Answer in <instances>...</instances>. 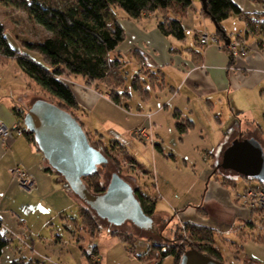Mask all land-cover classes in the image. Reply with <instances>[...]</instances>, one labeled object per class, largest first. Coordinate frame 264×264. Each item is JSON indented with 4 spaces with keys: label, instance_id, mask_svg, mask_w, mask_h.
<instances>
[{
    "label": "crops",
    "instance_id": "1",
    "mask_svg": "<svg viewBox=\"0 0 264 264\" xmlns=\"http://www.w3.org/2000/svg\"><path fill=\"white\" fill-rule=\"evenodd\" d=\"M232 2L249 18L264 14V4L249 0ZM195 3L192 0L191 8L179 18L184 31L193 32L192 45L186 43V36L182 41L163 36L157 27L158 15L132 20L117 14L115 21L124 32V41L116 52L124 65L127 57L137 74L143 63L147 69L157 72L162 86L145 87L158 93L153 100L149 89L147 100L133 92L138 102L131 103L136 108L132 111L123 103L132 99L130 93L128 97H121V104L116 105L98 83L88 85L81 76L73 82L72 92L78 105L74 115L96 138L103 140L109 136L110 142L122 146L134 165L142 160L141 155L130 151L120 140L134 136L139 127L145 128L155 138L153 147L146 150L154 182L155 193L148 195L155 202L154 216L160 213V205L165 204L173 214L171 221L212 230L213 246L223 262L222 250L230 248L239 251L242 256L235 259L242 264H261L264 262V234L255 229L253 222L257 217L243 198L248 186L238 187L235 179L232 188L222 185L212 175L214 165L208 158L218 157L237 135H245L244 130L248 128L254 131V139L264 149V49L250 36L245 39L246 55L231 61L227 52L219 47L201 46L197 36L208 31L213 35L215 27L201 13L199 0ZM237 19L242 22V31L238 34L243 36L242 18L231 16L222 22V28L231 38L238 35L228 33L234 30L230 23ZM10 62L15 61L0 65V121L9 127L20 120L17 113L23 114L26 110L19 99L24 85L16 80V75L23 79L24 75ZM66 80L72 89L71 76ZM174 113L191 123V128L183 135L176 131ZM167 138L176 145H170ZM40 155L23 136H14L5 145L0 143V219L6 229L10 230L13 222L18 230L21 224L28 225L40 212L39 204L65 213L73 202L64 189L63 180L45 171L48 167ZM192 155L203 158L198 168L189 157ZM17 167L32 177V191L21 190L14 181L12 171ZM12 216L19 220L11 219ZM258 235L260 241L256 239ZM142 247L149 246L143 244Z\"/></svg>",
    "mask_w": 264,
    "mask_h": 264
},
{
    "label": "trees",
    "instance_id": "2",
    "mask_svg": "<svg viewBox=\"0 0 264 264\" xmlns=\"http://www.w3.org/2000/svg\"><path fill=\"white\" fill-rule=\"evenodd\" d=\"M249 1L264 4V0ZM205 2L206 9L201 8V13L210 20L213 19L217 26L213 36L219 42L224 43L226 39H231L222 28V22L231 16H237L243 19L246 26L244 35L238 34L236 38L256 37L259 47L264 49V14H256L255 18H249V16L242 14L232 0H205ZM19 6L47 34L40 41L17 39L25 51L39 55L43 64L37 63L29 54L21 53L11 47L6 37L5 28L0 22V65H4L10 60L15 61L26 78L35 82L56 100V103H50L68 112L78 121L72 113L78 105L66 80L69 76L80 75L85 78L88 85L102 83L108 86L111 88L109 91L106 90L108 97L116 105L121 104V97L130 95L125 88L124 62L116 52L119 45L124 41V32L115 21L113 10L123 11L132 20L158 15L160 16L157 26L159 32L165 37H173L182 41L185 38V31L179 18L183 17L186 11L191 8L192 0H74L73 4L65 9L53 8L49 0H21ZM107 15L113 17L112 21L108 20ZM229 57L231 61L234 60L231 56ZM141 64L142 68L135 74L130 86L140 99L147 100L150 93L145 87L162 86V81L157 72H152L143 63ZM24 113H17L20 119L18 124L22 129L20 136L25 137L38 151L33 136L25 129ZM173 116L176 120L175 128L179 135H183L191 128L189 121L180 119L177 113H174ZM80 125L84 130L83 125L81 123ZM85 134L90 145L98 149L109 161L118 144L115 142L114 147L107 148L100 138L92 137L86 132ZM118 149H123V147L118 146ZM156 149L161 152L159 146H156ZM115 162L117 163L119 160ZM217 169L216 166L213 167V175H219ZM45 171L53 172L50 168H46ZM241 178L251 181L248 178ZM215 179L226 187L234 186L233 178L215 176ZM82 182L91 194L100 195L105 190L100 182L98 172L83 177ZM227 182H233V184ZM256 186L264 191L262 184L257 182ZM256 186L247 188H256ZM135 193L144 214L153 218L154 200L147 194L141 193L140 189H136ZM251 211L255 212L254 209ZM80 218L83 228L88 231L91 237H95L96 232H98V224L90 211L81 209ZM183 227L184 236L180 234L173 241L162 243L149 239L152 245L147 254L149 255L152 251L157 252L155 264H163L167 258L171 259V264H179L182 254L187 251L186 242L195 244V247L190 248H195L224 264L219 251L213 246L212 230L191 224H184ZM2 228L0 219V258L10 243L7 235L2 232ZM256 239L260 241L261 236H257ZM97 254V247L92 250L90 256L85 254L89 264H100L92 260V257H96ZM10 264L31 263L24 259H13Z\"/></svg>",
    "mask_w": 264,
    "mask_h": 264
},
{
    "label": "rangeland",
    "instance_id": "3",
    "mask_svg": "<svg viewBox=\"0 0 264 264\" xmlns=\"http://www.w3.org/2000/svg\"><path fill=\"white\" fill-rule=\"evenodd\" d=\"M49 1L52 7L56 9H65L74 2V0ZM194 2L198 4V0H194ZM20 3L21 0H0V22L5 28L6 37L11 47L21 53L29 54V56L37 63L43 64L39 55L25 51L17 40L19 38L28 41H40L47 35L46 32L40 26L36 25V23L23 11L19 6ZM113 13L115 16L117 14L125 15L124 12L119 9L113 10ZM107 17L109 21H112L113 17L111 15H107ZM230 25L234 30L228 33L236 35L238 32L242 31V22L238 19L230 23ZM208 32L210 33V31ZM227 35L230 36L231 34ZM185 36L186 43L192 45L194 39L193 32L187 31L185 32ZM124 61L125 65L123 67V72L126 77L125 88L128 93L131 94L132 99L126 102L124 100L123 103L128 104L133 111L136 110V108H133L131 103L138 101L130 84L137 69L127 57H125ZM10 64L17 71L18 66L16 63L10 62ZM16 78L17 81L24 85V90L20 91L19 99L21 101L20 105L26 108L25 113L39 101L56 103V100L43 91L35 82L29 80L25 76L23 79V77L21 78L16 75ZM75 78H81V76H71V86L73 91V82ZM24 82L26 83V86ZM97 85L102 88L103 93H105V90H111V88L102 83H98ZM148 89L151 91V98L153 100L154 96L158 93L155 94L151 88ZM72 113L74 115L75 110H73ZM246 127L247 126H245V128ZM84 131L94 137L92 132L85 129ZM244 131L245 135H237V138L233 141H244L255 138V133L250 128ZM109 139V136H105L103 140L101 139L103 145L107 148L114 147L115 144L110 142ZM152 140L153 142L155 141L154 136L152 137ZM167 141L172 146L176 145L171 138H167ZM233 141H231V143ZM153 142L152 144L143 143V141L136 137L135 134L128 138H122L120 143H124L123 145H127L130 151H133L134 153L137 152L141 155L142 160L140 161L142 162L138 161L137 165H134L132 161L128 160L129 155L127 156V152H124L123 149H118V147L115 148L116 150H114L112 154L113 157L111 156V161L109 160L108 163L98 167L100 182L103 187L106 190L118 186L125 188L127 191L141 189V193L152 196L155 193L153 187L154 182L150 174V157L146 150L153 147ZM40 156L44 165L50 168L48 162L42 157V155ZM195 156L196 155H192L189 157L194 159L193 161L198 168L200 166L199 161H203V158L200 157L197 159ZM116 160H119V162L116 163ZM227 160L228 157L224 155V151L218 157L208 158V161L212 163L214 167H217V165L223 166L219 168L217 167L219 175L212 174L214 178L215 176L233 178L237 182L236 185L238 187L241 185L243 187L257 185V181H246L242 179L231 169ZM55 176L61 178L56 174ZM13 179L17 183L14 177ZM229 183L231 185L233 184V182ZM228 187L232 188L233 186ZM19 188L21 189L20 186ZM33 189L34 187L32 186L30 190H21L30 192ZM255 189L256 191L261 190L260 187L257 186ZM67 192L73 201L70 203L67 212L57 213V210L54 208L39 204L40 212L28 223V225H30L29 227L27 224L25 227L21 224V227L18 230L15 228L14 222L10 230L3 226L2 232L7 235L10 243L3 251L2 257L0 258V264H10L13 259H24L31 264H89L85 254L90 256L95 247H97L98 254L96 257H92V260L97 261L100 264H155L157 261V259L155 260L157 252L152 251L149 255L147 254L149 247L152 245L149 239L165 243V241L170 242L175 240L180 234L184 236V224H177L170 220L173 214L170 212V208L165 204L160 205V213H157V216H153V223L155 224V228L158 229L157 233L159 234V237H157L155 232L150 231V229L146 227L141 228L139 226L135 220L133 209L129 208L128 205L105 207L100 203L85 198L75 190H69ZM243 198L247 202V206L252 209L248 205L251 202V197L247 195V188L244 190ZM83 208L90 211L98 224V232H96L95 237H91L88 231L83 228V225H81L80 210ZM254 211L255 212H252V214H255L257 217L256 221L253 222L255 229L264 234V210L255 208ZM11 219L19 220L18 217L15 216H12ZM143 244H147L149 247L144 249L142 247ZM185 244L186 250H189L190 247H195V244L190 242H186ZM222 253L225 264H242L235 259V257L240 259L242 256L239 254L238 250L233 251L230 248H224ZM139 256L141 257L139 258ZM163 264H171V259H165ZM261 264H264V262L262 261Z\"/></svg>",
    "mask_w": 264,
    "mask_h": 264
},
{
    "label": "water",
    "instance_id": "4",
    "mask_svg": "<svg viewBox=\"0 0 264 264\" xmlns=\"http://www.w3.org/2000/svg\"><path fill=\"white\" fill-rule=\"evenodd\" d=\"M199 2L201 8L205 10V0ZM211 21L217 28L213 19ZM224 43L227 45L229 40L226 39ZM23 122L50 169L63 179L66 191L75 190L85 198L105 207L126 204L133 209L139 226L150 229L159 237L153 218L144 214L135 190L127 191L118 186L109 190L104 188L100 195L91 194L87 190L82 178L97 173L98 167L108 163V160L98 149L90 145L80 123L71 114L50 102L39 101L26 111ZM224 155L228 157L231 169L240 177L257 181L264 186V149L257 140L233 141L224 150ZM179 264L222 263L195 248H190L182 254Z\"/></svg>",
    "mask_w": 264,
    "mask_h": 264
},
{
    "label": "built area",
    "instance_id": "5",
    "mask_svg": "<svg viewBox=\"0 0 264 264\" xmlns=\"http://www.w3.org/2000/svg\"><path fill=\"white\" fill-rule=\"evenodd\" d=\"M197 41L201 46L215 45L219 47V49L227 52V54L234 59L243 57L248 51V47L244 38H231L229 39V43L226 45L223 42H219L213 35L202 33L197 36ZM21 132L22 129L18 123L9 127L0 121V143L2 145H5L14 136H20ZM134 134L144 143L152 144L153 142L151 134L147 132L145 128H137ZM12 176L16 179L21 189L30 190L32 188L33 179L25 170L17 167L12 171ZM247 195L251 197V202L249 201L250 203L248 205L252 209L258 208L264 210L263 190L256 191L255 188H247Z\"/></svg>",
    "mask_w": 264,
    "mask_h": 264
},
{
    "label": "flooded vegetation",
    "instance_id": "6",
    "mask_svg": "<svg viewBox=\"0 0 264 264\" xmlns=\"http://www.w3.org/2000/svg\"><path fill=\"white\" fill-rule=\"evenodd\" d=\"M154 226H155V224H154ZM158 230V229H157Z\"/></svg>",
    "mask_w": 264,
    "mask_h": 264
}]
</instances>
